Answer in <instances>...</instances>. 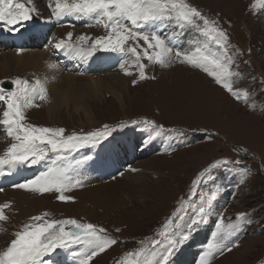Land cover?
Masks as SVG:
<instances>
[{
    "label": "rangeland",
    "instance_id": "374dc122",
    "mask_svg": "<svg viewBox=\"0 0 264 264\" xmlns=\"http://www.w3.org/2000/svg\"><path fill=\"white\" fill-rule=\"evenodd\" d=\"M20 2L36 9L34 18L18 33L0 23V33L21 42L32 32L25 30L26 26L37 22L36 26L41 25V46L0 47V81L40 80L52 99L58 98L56 91L63 94L71 82L77 84L69 80V74L82 77L85 83L78 95L75 91L70 97L65 92L70 97L68 103L56 100L59 106L54 112L48 110L52 106L47 100H36L38 106L27 110L26 122L63 127L67 134L103 130L104 125L114 131L96 147L60 154L76 159L93 156L80 170L83 186L65 193L75 197L74 201L61 202L54 193L38 194L14 187L38 174L43 165L18 166L11 174L5 168L6 174L0 176V205L7 203L10 207L5 209L8 220L0 221V253L17 231L32 222L31 217L40 215L43 219L39 223L76 219L103 227L117 238L116 245L94 257L90 264H120L126 259L155 264L170 240L178 238L198 209L214 197L204 221L174 251L169 264L198 262L208 243L232 249L216 253L211 264H264V9L256 0H183L218 21L227 32L229 54L235 57L233 70L240 73L233 77V89L248 91L247 102L235 99L203 70L178 61L162 67L145 58L142 63L149 78L134 85L138 68L131 55L106 54L103 50L78 54L54 47L64 40L89 49L97 37L108 34L102 24L94 25V18L69 16L76 21L57 24L52 30L48 26L55 17L49 0ZM84 18L86 24H82ZM153 30L188 51L202 48L205 40L196 32L178 35L174 26L142 29L148 33ZM48 33L51 38L46 41ZM81 36L88 37L86 43H81ZM209 47L215 49V45ZM49 62L57 64V78L49 73ZM108 63L112 70L104 69ZM74 66L75 71L71 70ZM125 70L132 74L126 75ZM3 110L0 105V118ZM146 120L162 128L143 123ZM11 142L0 126V155ZM223 159L238 163L213 169L193 195L198 175ZM241 213L244 218L238 219ZM221 216L225 225H238L234 234L214 236ZM170 219L173 224L165 233L164 226ZM155 240L160 243L154 245ZM142 248L147 255L137 256ZM70 251L57 250L53 254L55 264H73Z\"/></svg>",
    "mask_w": 264,
    "mask_h": 264
},
{
    "label": "snow or ice",
    "instance_id": "6c2138e0",
    "mask_svg": "<svg viewBox=\"0 0 264 264\" xmlns=\"http://www.w3.org/2000/svg\"><path fill=\"white\" fill-rule=\"evenodd\" d=\"M256 4L264 9V0H256ZM48 6L52 15L58 20L64 16L91 17L108 30V34L97 37L89 49L74 47L64 40L54 45L57 49L89 55L97 50L131 55L134 57L133 65L138 68V80H133L134 85L149 78L145 73L146 66L142 63L145 58L162 67L178 61L203 70L235 99L248 101V91L233 89V77L239 76L240 73L233 70L235 57L229 54L227 32L220 28L218 21L203 15L197 8L184 3L183 0H71V2L49 0ZM34 12H36L35 8L26 6L20 0H0V23L8 25L11 31H20L21 26L34 18ZM146 26L163 28L174 26L179 30L178 35L196 32L205 38L203 47L198 46L194 51L181 49L175 40L168 41L155 30L151 33L142 31ZM71 37L70 32L67 34V39L70 41ZM79 40L81 43H86L88 37L81 36ZM130 40L132 44L128 43ZM140 41L144 44L141 45ZM196 43L200 44V41L197 40ZM210 44L215 45V49L210 48ZM49 67L54 69L57 64H51ZM121 67L124 68V65ZM125 74L132 73L125 70ZM3 83L0 81V85ZM10 83L14 85L12 89L0 86V105H3L4 109L0 126H3L4 132L12 141L6 151L0 155V176L6 174L5 168L9 170L7 174H11V170L18 166L43 165L38 174L16 183L14 187L38 194L54 193L55 198L61 202L74 201L75 197L67 196L65 193L83 186L80 170L82 166L93 160V156L86 154L76 159L60 154L79 152L85 147H96L114 130L104 125L103 130L65 135L66 129L63 127H45L27 123V110L38 106L34 102L48 100L47 88L40 80L30 83L28 80L17 78ZM143 123L162 128L153 121L146 120ZM231 163L238 161L218 160L210 168L205 169L193 182L192 194L195 195L200 183L211 174L213 169ZM0 191L3 189L0 188ZM212 199L198 209V213L178 238L170 240L165 252L155 264H169V258L174 251L187 241L191 233L204 221ZM9 207L7 203L0 205V221L8 220L5 209ZM44 215L46 216L47 213ZM243 218L244 214H239L238 219ZM42 219L40 215L31 217L32 222L25 224L22 231L15 233L10 245L0 253V264H55L53 254L57 250H71L69 255L73 264H90L94 257L119 242L116 237L108 235L105 228L93 223H81L76 219L39 223ZM172 224L173 220L170 219L164 226L165 233ZM237 228L238 225L235 224L225 225L221 216L215 225L214 236L220 233L232 235ZM152 243L155 245L160 241L155 240ZM233 246L238 244L234 243ZM224 250L232 249L221 247L218 243H208L199 255L197 264H211L215 254ZM131 255L129 253V256ZM136 255H147V250L142 248ZM120 264H137V261L126 259ZM139 264H146V261H139Z\"/></svg>",
    "mask_w": 264,
    "mask_h": 264
},
{
    "label": "bare ground",
    "instance_id": "6f19581e",
    "mask_svg": "<svg viewBox=\"0 0 264 264\" xmlns=\"http://www.w3.org/2000/svg\"><path fill=\"white\" fill-rule=\"evenodd\" d=\"M52 63H50L49 62V64H47L48 66L49 65H51ZM49 73L53 76V78H57L58 76H60L59 75V68H51V67H49ZM65 78H68V76L66 77L65 76ZM69 80L70 81H75L77 84H74V82H71L69 85H68V87H67V89L65 90V92L66 93H68V94H70V97H72L73 95L75 96V91H76V93H77V95H78V90L81 88V87H83L84 85H85V83L84 82H82L83 80H82V77H74V78H72V75L71 74H69ZM78 87V88H77ZM85 88V87H84ZM83 89V88H82ZM48 91H49V89H48ZM60 91V90H59ZM68 91V92H67ZM82 91V90H81ZM62 92V91H61ZM65 92L62 94V93H60V92H55V94H57L56 96L58 97L57 99L56 98H50L49 96H48V102L50 103V105L52 106V107H50V108H48V110H50V111H52V112H54V110H55V108H56V105H58V104H55L56 103V100H59V99H61L62 101H68V99L70 98V97H68L66 94H65ZM187 93H189V90H187L186 91ZM80 94V93H79ZM83 94V93H82ZM191 94H193V93H191ZM85 96V95H84ZM66 98V99H65ZM77 99V98H76ZM70 101H71V99H70ZM61 102V101H60ZM69 102V101H68ZM67 102V103H68ZM119 102L121 103V106L122 105H124L123 104V100L121 99V97H119ZM61 105H62V103H61ZM59 106V105H58ZM57 106V107H58Z\"/></svg>",
    "mask_w": 264,
    "mask_h": 264
}]
</instances>
